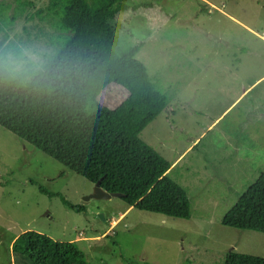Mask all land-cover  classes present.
Instances as JSON below:
<instances>
[{
    "label": "rangeland",
    "instance_id": "obj_1",
    "mask_svg": "<svg viewBox=\"0 0 264 264\" xmlns=\"http://www.w3.org/2000/svg\"><path fill=\"white\" fill-rule=\"evenodd\" d=\"M1 1L16 14L17 0ZM32 1L5 26L11 60L14 46L38 62L54 48L57 29L30 17L48 0ZM209 1L127 0L150 4L111 19L117 35L144 41L135 56L168 95L140 136L176 159L167 175L186 189L190 215L121 214L119 196H93L94 182L0 126V264H24L11 246L26 229L75 240L92 264H222L231 249L264 256V232L220 221L264 169V0ZM124 93L109 84L99 100L115 106Z\"/></svg>",
    "mask_w": 264,
    "mask_h": 264
},
{
    "label": "trees",
    "instance_id": "obj_2",
    "mask_svg": "<svg viewBox=\"0 0 264 264\" xmlns=\"http://www.w3.org/2000/svg\"><path fill=\"white\" fill-rule=\"evenodd\" d=\"M127 0H48L35 13L57 29L54 48L38 62L14 46L13 59L36 68L30 78L8 73V27L32 6L17 0L16 14L0 3V126L32 144L128 205L188 217L186 189L167 175L171 162L141 136L166 108L168 95L135 53L143 40L117 35L111 19L137 5ZM201 11L206 12L204 5ZM52 38V37H51ZM109 84L125 93L115 106L99 100ZM31 182H34L33 180ZM38 188L55 194L41 184ZM63 198V197H62ZM67 203L66 199L63 198ZM221 223L264 232V169L223 213ZM113 233L110 234H115ZM11 249L24 264H92L75 240H57L34 229L20 232ZM166 264V263H153ZM222 264H264V256L229 250Z\"/></svg>",
    "mask_w": 264,
    "mask_h": 264
},
{
    "label": "clouds",
    "instance_id": "obj_3",
    "mask_svg": "<svg viewBox=\"0 0 264 264\" xmlns=\"http://www.w3.org/2000/svg\"><path fill=\"white\" fill-rule=\"evenodd\" d=\"M25 64L26 61H24L23 59L19 61L10 59L7 74L13 79L17 78V76H25V74H27L25 78H30V76L32 74H35L36 71L41 70L39 66H37L36 68H26Z\"/></svg>",
    "mask_w": 264,
    "mask_h": 264
},
{
    "label": "water",
    "instance_id": "obj_4",
    "mask_svg": "<svg viewBox=\"0 0 264 264\" xmlns=\"http://www.w3.org/2000/svg\"><path fill=\"white\" fill-rule=\"evenodd\" d=\"M93 196L99 197V196H104V197H110L112 195H119L118 192H107L105 191L100 185H99V181L94 183V190L92 193ZM100 215H102L100 213ZM103 216V215H102Z\"/></svg>",
    "mask_w": 264,
    "mask_h": 264
},
{
    "label": "crops",
    "instance_id": "obj_5",
    "mask_svg": "<svg viewBox=\"0 0 264 264\" xmlns=\"http://www.w3.org/2000/svg\"><path fill=\"white\" fill-rule=\"evenodd\" d=\"M207 1V3H210V4H212L209 0H206ZM205 6V5H204ZM206 8V7H205ZM208 10V8H206V11ZM256 32V31H255ZM257 34H259L260 36H262V37H264L263 35H261L260 33H258V32H256ZM176 161V159L171 163V166H170V168L172 167V165L174 164V162ZM180 161V160H179ZM130 207H132V206H126V208L123 210V212L121 213V214H123L125 211H127Z\"/></svg>",
    "mask_w": 264,
    "mask_h": 264
},
{
    "label": "built area",
    "instance_id": "obj_6",
    "mask_svg": "<svg viewBox=\"0 0 264 264\" xmlns=\"http://www.w3.org/2000/svg\"><path fill=\"white\" fill-rule=\"evenodd\" d=\"M115 223H116V220L113 219V218H110V219L108 220V224H109L108 229H109V231L112 229V227L115 225ZM112 232H114V231L112 230Z\"/></svg>",
    "mask_w": 264,
    "mask_h": 264
}]
</instances>
